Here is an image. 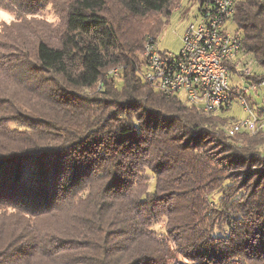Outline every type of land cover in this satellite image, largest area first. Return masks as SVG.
Wrapping results in <instances>:
<instances>
[{
	"label": "trees",
	"instance_id": "trees-1",
	"mask_svg": "<svg viewBox=\"0 0 264 264\" xmlns=\"http://www.w3.org/2000/svg\"><path fill=\"white\" fill-rule=\"evenodd\" d=\"M177 3L0 0V264H264V128L230 135L228 107L143 78L148 21ZM263 11L232 19L249 83Z\"/></svg>",
	"mask_w": 264,
	"mask_h": 264
},
{
	"label": "built area",
	"instance_id": "built-area-1",
	"mask_svg": "<svg viewBox=\"0 0 264 264\" xmlns=\"http://www.w3.org/2000/svg\"><path fill=\"white\" fill-rule=\"evenodd\" d=\"M237 0H200L196 23L187 25L180 52H160L151 38L144 44V80L164 96H177L206 114L230 108L234 99L248 113L237 119L228 133L246 130L256 134L264 128V81L249 83L251 62L240 55L242 42L230 32ZM264 10V0H259ZM264 12V11H263ZM231 66L235 71H232ZM120 66L108 74L117 75ZM245 80L241 87L229 86V74Z\"/></svg>",
	"mask_w": 264,
	"mask_h": 264
},
{
	"label": "rangeland",
	"instance_id": "rangeland-1",
	"mask_svg": "<svg viewBox=\"0 0 264 264\" xmlns=\"http://www.w3.org/2000/svg\"><path fill=\"white\" fill-rule=\"evenodd\" d=\"M180 3V0H179ZM47 18L53 20L54 16L47 13ZM156 14L149 19L147 26V34L152 32L154 26L162 21L161 29L156 36V48L160 52H171L177 55L180 52L183 43V35L188 24L196 23L198 19L197 5L195 3L187 2L182 0L178 6V3L174 6V9L167 16H162ZM11 13L4 9L0 4V27L1 24L10 22L12 20ZM56 19V18H55ZM230 32L236 30V25L232 22L227 23ZM152 36V35H151ZM247 60L251 62V69L254 71L257 69L255 64L252 63L251 58L248 57ZM229 86L230 87H241L245 85V80L242 77H237L233 73L229 74ZM119 84V82H117ZM227 115L233 116L236 119H242L248 116V113L240 105L238 99H234L232 105L228 110L225 111ZM150 186H153V181Z\"/></svg>",
	"mask_w": 264,
	"mask_h": 264
}]
</instances>
